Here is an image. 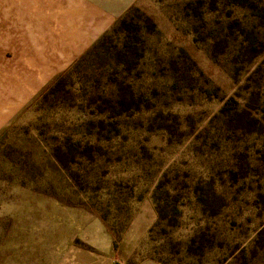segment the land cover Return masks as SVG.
Returning <instances> with one entry per match:
<instances>
[{
    "label": "rangeland",
    "instance_id": "374dc122",
    "mask_svg": "<svg viewBox=\"0 0 264 264\" xmlns=\"http://www.w3.org/2000/svg\"><path fill=\"white\" fill-rule=\"evenodd\" d=\"M0 264H264V0H0Z\"/></svg>",
    "mask_w": 264,
    "mask_h": 264
}]
</instances>
